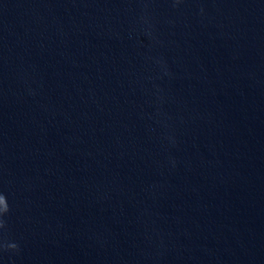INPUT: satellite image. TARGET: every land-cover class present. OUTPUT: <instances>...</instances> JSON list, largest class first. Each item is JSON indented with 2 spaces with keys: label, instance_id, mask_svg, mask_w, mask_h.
Wrapping results in <instances>:
<instances>
[{
  "label": "water",
  "instance_id": "obj_1",
  "mask_svg": "<svg viewBox=\"0 0 264 264\" xmlns=\"http://www.w3.org/2000/svg\"><path fill=\"white\" fill-rule=\"evenodd\" d=\"M0 193V264H264V0H0Z\"/></svg>",
  "mask_w": 264,
  "mask_h": 264
},
{
  "label": "clouds",
  "instance_id": "obj_2",
  "mask_svg": "<svg viewBox=\"0 0 264 264\" xmlns=\"http://www.w3.org/2000/svg\"><path fill=\"white\" fill-rule=\"evenodd\" d=\"M0 200L4 201L3 205L0 206V217H2L3 215H5L9 211V206L7 203V198L2 193H0ZM2 227H4V221L2 219H0V228H2ZM12 247H15V245H12Z\"/></svg>",
  "mask_w": 264,
  "mask_h": 264
}]
</instances>
